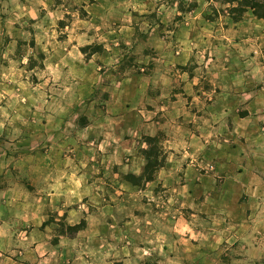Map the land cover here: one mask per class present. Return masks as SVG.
Wrapping results in <instances>:
<instances>
[{"label":"rangeland","instance_id":"374dc122","mask_svg":"<svg viewBox=\"0 0 264 264\" xmlns=\"http://www.w3.org/2000/svg\"><path fill=\"white\" fill-rule=\"evenodd\" d=\"M115 1L0 0V223L39 239L44 264H122L107 254L229 263L182 226L197 221V202L180 189L188 164L171 159L161 134H137L132 77H171L175 91L183 76L208 91H228L233 80L264 90V18L249 9L236 19L226 0H152L143 10ZM185 47L192 56L182 65L175 58ZM152 148L163 164L153 180L173 168L172 194L133 177Z\"/></svg>","mask_w":264,"mask_h":264},{"label":"crops","instance_id":"0c3cea01","mask_svg":"<svg viewBox=\"0 0 264 264\" xmlns=\"http://www.w3.org/2000/svg\"><path fill=\"white\" fill-rule=\"evenodd\" d=\"M151 1L117 0L115 3L124 9L136 6L143 10ZM187 28L184 25L182 29ZM191 56L185 47L175 60L185 65ZM132 81V93L141 99L136 106L143 119L137 134H161L171 159L188 164L186 183L180 189L187 195V204L190 200L197 202V221L195 226L189 223L182 226L193 229L190 231L196 236L198 247L205 244L212 247L211 252L214 257L218 255V260L221 254H230L229 263L214 264H264V134L261 133L264 131V90H239L238 82L233 80L228 91H208L199 87L197 79L191 76L182 77V90L178 91L174 90V80L167 76L138 75ZM242 110L246 115L239 114ZM239 136L243 138L238 139ZM133 160L140 166L144 163L140 156ZM194 163L201 168L195 169ZM206 164H211L212 170H204ZM173 170L166 166L159 169L148 187L155 189V185L162 184L172 194L169 181ZM22 211L28 221L30 214L26 208ZM206 214L213 216L212 221H206ZM33 216L37 220L42 213L35 212ZM12 223L19 224L20 219L16 217ZM14 226L6 221L0 223V264H44L45 254H38L42 248L40 240L31 241L28 235L23 237ZM36 230L37 227L33 232ZM30 242L32 246H28ZM165 255L172 258L171 254ZM140 257L141 254H107L103 258L139 264ZM200 257L203 264L205 254Z\"/></svg>","mask_w":264,"mask_h":264},{"label":"trees","instance_id":"16d2710c","mask_svg":"<svg viewBox=\"0 0 264 264\" xmlns=\"http://www.w3.org/2000/svg\"><path fill=\"white\" fill-rule=\"evenodd\" d=\"M227 3H230L231 10L235 13V18L239 19L241 14L249 9H252L253 13L259 17L264 18V0H226ZM153 140V138H151ZM158 152L152 148L147 152L148 162L145 166V171L140 176H133L135 179L146 178L147 181L153 179L154 171L162 166V162L157 160H152L154 156H157Z\"/></svg>","mask_w":264,"mask_h":264}]
</instances>
